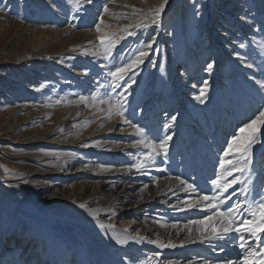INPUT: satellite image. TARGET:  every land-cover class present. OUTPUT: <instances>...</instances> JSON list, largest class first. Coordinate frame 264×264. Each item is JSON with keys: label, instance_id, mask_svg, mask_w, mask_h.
I'll return each instance as SVG.
<instances>
[{"label": "rangeland", "instance_id": "374dc122", "mask_svg": "<svg viewBox=\"0 0 264 264\" xmlns=\"http://www.w3.org/2000/svg\"><path fill=\"white\" fill-rule=\"evenodd\" d=\"M160 3L80 0L77 7L70 0H0L2 250L14 249L16 253L24 248L26 253L32 249L35 252L37 241L30 229L19 243L12 244L15 229L29 219L30 203L41 204L39 211L45 210L43 213L60 222L76 217L72 213L77 204L69 200L74 193L82 192L80 181L95 179L93 175L100 166L96 160L106 146L114 145L119 150L125 145L131 156L120 161L127 160L129 165L153 153L152 148L135 144L129 136L131 125L125 119L133 124L138 114L140 119L147 114L155 118L159 113L175 116V121L168 116L175 129L167 153L162 150L161 157L153 153L139 172L161 178L153 165L163 159L173 166L179 158L178 172H184L180 176L191 183L203 177L205 168H221L220 156L232 134L264 108V89L256 83L264 81V0H167L166 8L156 18L152 10ZM221 7H226L225 14ZM216 13L225 16L219 18ZM154 19L156 23H152ZM137 24L148 27L138 28ZM100 36L116 39L111 56L106 54ZM153 40L152 48H147ZM141 51L148 53L143 63L118 81L123 86L113 91L108 73L128 64ZM209 63L213 68L206 71ZM184 78L194 80L198 90L206 87L205 81L208 85L204 102L190 98L193 104L186 102L180 107L181 116L177 118ZM80 97L86 99L81 101ZM110 103L121 106L123 118L109 111ZM253 128L259 129L257 138L261 142L253 145L250 177L242 176L245 182H253L247 200L264 197V125L258 123ZM107 141L114 144L106 145ZM231 156L227 158L234 159ZM189 166L193 173L186 169ZM225 168L230 170L227 165ZM133 170L138 171L132 168L130 172ZM130 172L112 175L115 177H109L92 196L86 189L83 198L88 197L94 205L99 198L111 196L115 186L134 180ZM236 175L239 173H233ZM143 195L140 192L136 198ZM133 200L116 203L110 210L118 225L132 234L136 228L148 226L143 214L134 211L137 207ZM47 204H53V209ZM162 216L168 219L160 223L172 221L167 214ZM10 228L14 230L8 232ZM155 232L148 236L156 242L165 239ZM43 239L41 236V242ZM55 247L59 248L56 264H75L67 254L65 241L48 243L46 252ZM42 256L38 255L36 264H42ZM29 259L31 256L22 258L18 264H28Z\"/></svg>", "mask_w": 264, "mask_h": 264}, {"label": "bare ground", "instance_id": "6f19581e", "mask_svg": "<svg viewBox=\"0 0 264 264\" xmlns=\"http://www.w3.org/2000/svg\"><path fill=\"white\" fill-rule=\"evenodd\" d=\"M225 8L226 7H221L220 11L224 13V11H226ZM216 14L220 16L219 18L225 16V13L223 16L218 13ZM201 71L203 70L201 69ZM184 85H187V88H184ZM197 87L198 86L194 85V80L187 81V78L182 80L180 93L183 100H181L180 105L176 106L177 113H175L177 114V118L181 116L180 113L182 109L179 108L183 107L186 102H192L191 100L198 96L197 92L200 93V88L198 90ZM190 98L192 99L190 100ZM193 102L191 104H193ZM169 114L162 115L159 113L156 118L150 114V116H148L147 114L143 119H140L138 114L136 118H133V124L145 129L146 138L151 140L153 145L156 146L155 151L158 152L160 155L159 157H161L164 152L159 149L160 141L166 136H171V131L175 129V124H170L169 119L171 117ZM168 116L170 118H168ZM166 124H169L170 127L165 128ZM161 127H163V129H161ZM128 130L130 131L129 136H133L132 138L135 141L144 138L137 133L134 128L131 127V129ZM197 134L200 135V132ZM233 135L235 134H232V136ZM199 137L201 138V136ZM172 139L168 141V147L172 145ZM110 143L112 144L113 141H107L106 145ZM140 146L144 147L143 145ZM116 147L110 145L100 150L101 154H99L96 160L100 165L98 168L99 172L93 175L95 179H93L91 175L92 178L80 181L82 182V192L74 193L71 200H69V202L77 204L75 212L72 213V215L76 216L73 220L69 219V221L67 220L68 222L54 220L50 214L43 213L45 210L43 212H41L42 210L39 211V209L43 207L41 204L29 202L31 205L29 206L32 208L29 219L22 227L20 226L15 229L17 234L12 244L14 245L15 242L19 243L20 240L28 234V230L30 229V231L32 230L31 235L35 236V241H37L35 252L32 253V249V251L26 253L24 248L22 250H16V253L14 249L4 251L0 245V264H18L20 259L30 256L31 259H29L28 264H36V258L40 253H42V257L45 259L41 262L42 264H56V260L59 258V255H57L59 248L55 247L54 251L49 252H46V250L48 243L53 244L54 242H60V240L65 241L68 248L67 254L73 257L75 264H227V261H232L233 264H243L244 251L239 247L240 241L238 234H233L235 240L229 238L225 244L222 241L209 240L211 236V228L209 225L213 227L216 226L218 220L214 219L205 225L189 223V221L202 219L205 215H211L212 213L204 208L202 202H200L199 208L188 207L189 204H197L199 198L195 193L188 191L185 185L181 183V181H186L188 183V179L186 180L180 176V174L182 175L184 172H178L180 169V167L177 166L180 164L179 158L175 159V164L173 166H170L171 164L163 161V159L161 162L154 164L152 169L155 172H159L158 174L161 173L163 177L150 178L146 177L148 174L145 176L147 172L141 173L139 172L140 170H133L131 173L130 170L134 167L127 164V160L120 161L124 156H131L130 153H127L126 146L123 145L119 150L115 149ZM230 155L231 154L227 157ZM167 161L170 162L169 160ZM186 169L192 172L190 166ZM220 169L205 168L203 177H198V180L192 181L189 184H195L200 190L201 195H211V190L213 189L211 180L217 177L219 171H221ZM124 171H129L133 174L134 176L131 178L134 180H126L120 183L119 186H115L113 188L114 193L112 191L111 196H106V198L103 199L97 196L99 200L95 201L94 205L89 202L88 197L83 198V191L86 189V193L91 192L90 196H92L101 185L108 182L107 180L110 179L109 177L112 175L118 176ZM152 174L155 173L152 172ZM150 175L151 174H149V176ZM102 176L104 179H100ZM177 177L180 179L178 180ZM231 178L232 177L224 175L225 180ZM238 188H241V186L238 187L237 185H233L226 195H230L233 190ZM140 192H143L144 195L136 198ZM134 198L136 200L135 207H137L134 211H140L141 214H143V220L147 222L148 226L138 227L136 228V233L132 234V232L118 225L113 218L114 215L110 214V210L111 208L113 209L114 204L132 203ZM242 199H245V197L238 194L232 197L230 202L226 201L225 203L227 207H231L232 204ZM81 204H84L85 207L81 208ZM52 205L53 204H47L46 206L50 209ZM221 207L223 209L224 206ZM162 214H167L172 221L170 220L171 222L169 224L160 223L168 219L166 217L164 218ZM100 224H104L105 228H100ZM10 229L12 230H8V232L14 230L13 228ZM5 231L6 230H4V232ZM153 231H156L155 235H159L165 239L152 243V241L156 240L155 238L151 239L148 235H153ZM8 232L4 234V238H6ZM41 236L44 238L42 242L40 240ZM245 236L247 238L249 234H245ZM18 237H20L19 240H17ZM113 237L123 239L126 242L124 244H118ZM202 240L205 242H201ZM248 243L253 244L255 247L254 238L248 239ZM161 244L165 245V247H160ZM170 244L175 245V247H169L168 245ZM221 247L224 248V251L220 250ZM260 247H264V245H260ZM130 249L134 250V252H129ZM150 255L152 257L151 260L148 259Z\"/></svg>", "mask_w": 264, "mask_h": 264}, {"label": "snow or ice", "instance_id": "6c2138e0", "mask_svg": "<svg viewBox=\"0 0 264 264\" xmlns=\"http://www.w3.org/2000/svg\"><path fill=\"white\" fill-rule=\"evenodd\" d=\"M70 2L74 3L77 7H79L80 0H70ZM167 4V0H161V3L158 7H156L153 11V14L156 18H159L161 12L164 10L165 5ZM135 10V9H134ZM105 12L108 11L107 7L104 9ZM157 21L154 19L152 23H156ZM130 27V26H129ZM138 28H146L147 24H137ZM97 31H100L99 25H97ZM131 35L132 33H128ZM123 38V37H121ZM102 45L105 46V52L107 55L111 56L112 47H115L116 39L114 37L109 36H100L98 37ZM153 42L146 45L147 48L151 49L153 46ZM243 47V45H241ZM148 53L145 51L139 52V55L135 57V59L131 60L128 64H124L120 67H115L114 71H110L108 75L112 77L113 80V91L116 88H120L123 85L118 83V81H122L125 79V76L128 75L130 70L136 69L139 67L141 63H143V59L147 56ZM248 67H252V65H248ZM213 68V64L209 63L207 65L206 71H210ZM261 89H264V81H256ZM207 84V81H205ZM206 93V88H201L200 95L195 97V99L199 100L201 103L204 102ZM96 98V94H93V99ZM81 101H84L85 97H80ZM121 106L118 104H109V111H116L123 118L124 114L120 110ZM172 121L176 120L175 116L171 117ZM125 123L131 125L132 128L136 130L142 137V139L137 140L135 142L136 145H143L145 148H152L154 154H158L155 151L156 146L153 145L151 140L146 138L145 129L142 127H138L135 124H132L129 120H124ZM264 125V108L258 110V114L255 115V118L250 120L249 123L244 124L243 127L236 130V134L231 137V139L227 143V147L224 149L223 155L220 158V166H221V174H218L215 179L211 180V184L213 185L212 194L211 195H201L200 190L195 184H189L186 181H181L182 184L185 185V188L195 193L199 202L195 205L189 204V208H199L200 202L204 204V208L211 211V215H205L202 219L189 221V223L205 225L209 221L218 220V224L216 226H211V236L209 240H218L222 241L225 244L232 238L235 240V236L233 234H238L239 236V247L244 251L243 256V264H264V247H260V245H264V197L260 199L253 198L252 200H247L246 198L249 195V189L252 185V180L248 179L246 182L242 180V176L251 175L250 165L253 160V145L258 142V132L259 129H254L253 126ZM170 127L169 124L165 125V128ZM172 139L171 136H166L162 141H160L159 149L163 150L165 154L167 153L168 141ZM153 153H146L145 157L138 158L141 162H138L132 167L137 170H142L144 167V163L147 160L153 158ZM232 154L234 159L230 160L226 157ZM225 165L230 168V170L225 168ZM228 177H233V173H239V175L234 176L230 180L224 179V174ZM179 180L180 178L177 177ZM242 184L243 187L233 190L230 195H226L228 190L233 187V185ZM242 195L245 199L237 201L232 204L231 207H227L226 201H231L232 197L236 195ZM221 206H224L223 209ZM81 208L85 207L84 204L80 205ZM100 228H105L104 224H100ZM245 234H249L246 238ZM116 239L118 244H124L126 241L123 239ZM255 247L253 244L248 243V239H253ZM205 242V241H201ZM152 243H156V241H152ZM169 247H175V245H168ZM160 247H165V245L161 244ZM258 249V250H257ZM221 251H224V248H220ZM227 264H233L232 261H227Z\"/></svg>", "mask_w": 264, "mask_h": 264}]
</instances>
